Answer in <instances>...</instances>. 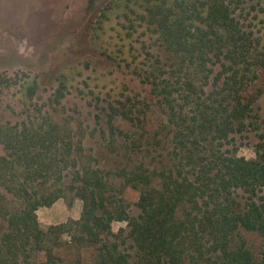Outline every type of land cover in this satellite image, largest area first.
Returning <instances> with one entry per match:
<instances>
[{
  "label": "trees",
  "instance_id": "trees-1",
  "mask_svg": "<svg viewBox=\"0 0 264 264\" xmlns=\"http://www.w3.org/2000/svg\"><path fill=\"white\" fill-rule=\"evenodd\" d=\"M243 1L104 0L86 14L92 41L146 99L108 103L92 153L61 117L63 81L48 109L0 123V264H65L64 233L91 264H264V11L242 16ZM10 80L0 72V87ZM36 88L20 81L25 106ZM252 131L254 156H239L236 138ZM126 186L135 213L117 195ZM67 196L82 201L79 218L42 229L37 208Z\"/></svg>",
  "mask_w": 264,
  "mask_h": 264
},
{
  "label": "rangeland",
  "instance_id": "rangeland-1",
  "mask_svg": "<svg viewBox=\"0 0 264 264\" xmlns=\"http://www.w3.org/2000/svg\"><path fill=\"white\" fill-rule=\"evenodd\" d=\"M103 1L0 0V72L11 78L9 83L0 87V123L19 122L38 108L45 111L48 109V96L63 81L66 83V96L58 106L61 117L77 124L85 134L83 145L86 152L92 153L93 148L101 151L98 147V129L105 122L96 115H101L108 103L120 101L124 105H139L145 101L146 87L137 77L115 68L91 39V29L85 22L86 14L88 16L90 13L94 18ZM252 7L264 11V0H245L237 13L246 16L247 10ZM263 18L264 15L261 16L262 23L258 20L256 26L262 42ZM108 26H112V23L109 22ZM112 33L111 28L106 31L109 36ZM148 44L156 49L154 42ZM141 58L142 56L139 57ZM27 78L36 79L37 88L34 97L25 106L24 100L20 98L18 85ZM259 80L264 84V70ZM258 105H264V94ZM256 111L260 112V109ZM256 141L255 131L247 137L236 138L237 154L252 158ZM2 156L0 146V157ZM116 191L118 196L124 198L130 213H135L134 203L138 192L127 186L123 188L122 194ZM81 210L82 201L67 196L57 199L49 206L37 208L36 216L40 227L46 229L49 225L63 223L69 218L78 219ZM111 228L115 233L123 228V234L128 229L124 221L112 222ZM242 236L253 251L258 250L260 238L255 233H243ZM62 240L67 242L63 251L65 264H91L92 258L88 251L72 246L74 241L70 233H64Z\"/></svg>",
  "mask_w": 264,
  "mask_h": 264
}]
</instances>
